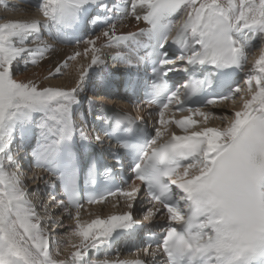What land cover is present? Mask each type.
<instances>
[{
	"label": "snow or ice",
	"instance_id": "snow-or-ice-1",
	"mask_svg": "<svg viewBox=\"0 0 264 264\" xmlns=\"http://www.w3.org/2000/svg\"><path fill=\"white\" fill-rule=\"evenodd\" d=\"M35 7L47 23L0 22V264H264V0H121L119 6L105 0H38ZM90 9L104 14L101 35L109 46L133 41L139 47L138 36L147 37L142 47L148 51L140 58L152 62V91L146 102L157 105L160 127L144 135L133 127L132 117H123L127 123L107 122L105 131L116 135L130 158L129 189L88 200L102 203L119 194L131 209L141 194L147 197L145 219H166L154 236L155 246H144L143 260H109L106 255L118 234L138 226L131 211L80 223L82 191L96 184L99 171L95 161L82 165L74 151L77 135L87 140L74 120L78 89L40 87L15 78L16 65L23 63L26 70L29 61L36 65L50 51L43 35L46 27L100 23L101 16ZM180 12L184 18L174 20ZM129 15L148 28L116 35L118 23ZM99 39L84 43L98 53ZM173 48H179V56ZM257 49L259 60L250 61ZM177 59L182 66H176ZM98 63L102 60L94 55L92 64ZM177 72L186 82L169 87V74ZM236 73L244 74L246 87L233 81ZM127 87L135 93L138 85L129 82ZM237 99L241 108L219 117L228 121L225 128L189 131L198 123L191 117L165 120V111L176 105L177 111L199 114L206 122L208 114L190 102L214 106ZM172 123L184 134L169 132L167 125ZM27 138L34 140L31 155L36 167L58 181L51 187L62 188L64 198L52 199L77 221L70 237L80 242L69 239L65 248L75 251L66 260L55 258L61 254L59 247L55 256L50 251V236L16 159ZM114 156L122 165L121 154ZM111 172L106 170L109 176ZM39 207L48 215L47 205ZM93 250L95 259L88 255Z\"/></svg>",
	"mask_w": 264,
	"mask_h": 264
},
{
	"label": "bare ground",
	"instance_id": "bare-ground-1",
	"mask_svg": "<svg viewBox=\"0 0 264 264\" xmlns=\"http://www.w3.org/2000/svg\"><path fill=\"white\" fill-rule=\"evenodd\" d=\"M7 1H8V4L6 2L2 1L0 3V6H4L5 9H12L11 7H16L15 9H17V8L21 7V6H19L20 4H17L15 2V0H7ZM6 5H8L7 8L5 7ZM19 11L22 12L20 17L12 18V16H8L6 14H0V15H1V17L6 18V20H36V18L32 15V14H34V11L18 10L17 13H19ZM42 21L46 22V19L44 18ZM135 28H136V26H135L133 20H131V21L129 20L126 25H117L116 35L129 33L131 31H134ZM101 33H102V31L97 35L100 37V39L96 41V48H98L99 50H101L103 52L102 48L108 47L109 43L107 42V38L103 37L101 35ZM97 36L95 35L93 37H88L85 41H87L89 38L95 39ZM44 40L47 43L50 51H47L44 55V58L41 59L40 62L36 65H32L29 61L27 68H26V71L21 75L20 74L17 75L16 79L18 81H22L25 83L30 82V81H34L40 87H46V86L50 85L51 87L60 86L59 88L62 90H71L72 88L78 87L80 85V83L84 81V79L90 80V77H89L90 73L92 72L93 67H96L92 64L93 56L94 55H98V56L101 55V57L104 56V54L102 55V53H100V51L98 53H93L91 50V46L84 43V42L81 45H78L74 48H57V47L53 46L51 43H49L46 39H44ZM86 49L88 50L87 52H85ZM105 50L109 54L112 52L113 49L109 47L108 50L107 49H105ZM77 52H79L81 55L76 56L75 54ZM260 55H261V53L256 55L254 62L259 60ZM70 57H75V58L69 59ZM65 63H67L66 67H65ZM251 66L252 65L250 64L249 67H251ZM16 68L24 69V64L21 63V64L17 65ZM56 68H60L59 73H61V74L68 71L70 76L72 75L71 76V82L68 85H66V86L62 85L63 82H62V84H59V85H53V84L51 85V84H47L44 82V80L46 78L51 77L52 75L57 73ZM81 77H82V79H81ZM89 86L90 85H88V87ZM83 88H84L83 85H80L78 90H81ZM78 94H81V93L79 92ZM77 99L79 100L80 98H77ZM97 100L101 101V102H105V101H107V98L99 96L97 98ZM110 103L115 104L116 101L113 100V101H110ZM228 107L229 106H225V105L220 106L219 108H217L216 111H213V112L218 113V112H221L220 111L221 109H228ZM230 107H231L230 109L232 112L235 109L238 110L237 107H235V106H230ZM203 127L219 128V126H216L215 124L210 125V126L209 125L201 126V128H203ZM26 143L31 144L32 143L31 139L27 138L22 147H24ZM115 213H116V210L109 209V207H101V206L93 207V208H90V209L86 210L85 212H83V214H81V216L84 215V217H86V219H83V220L79 219V220H80V223L87 224L96 218H107L109 216L115 215ZM43 218H44V220L46 218V222H42V223L44 225H46L49 222L48 221L49 217L47 215H45V213H44L41 216V219H43ZM76 223H77L76 220H74V219L69 220L66 218L62 221V223L57 225L56 230H53V235L56 238V245H55L56 248L59 247L60 245H63L64 242H68V241H66L67 236L65 235L66 238H63L64 235L62 233H64L68 228H70L71 230L75 229ZM61 225H62V227H60ZM50 228H52V227H50ZM60 231H62V232H60ZM50 233H52V232H50ZM70 238H71L73 243L78 244L80 242L79 237H70ZM50 246H52V244ZM73 250L75 251V249L70 247V250L67 252L66 257L64 256L62 259L65 260V258H67L73 252ZM69 258H70V256H69Z\"/></svg>",
	"mask_w": 264,
	"mask_h": 264
},
{
	"label": "rangeland",
	"instance_id": "rangeland-1",
	"mask_svg": "<svg viewBox=\"0 0 264 264\" xmlns=\"http://www.w3.org/2000/svg\"><path fill=\"white\" fill-rule=\"evenodd\" d=\"M2 1H4V2H6L7 4H8V1L7 0H0V3L2 2ZM8 6V5H7ZM18 7V6H17ZM12 9H5L4 8V6H0V14H6V15H8V16H12V18H14V17H20L21 16V14H22V12L21 11H19V13H17V11L18 10H24V11H26L25 9H23L22 7H19V8H17V9H15L16 7H11ZM25 14V13H24ZM36 19H38V20H40V21H42L41 20V17L40 16H42V14L39 12L38 14L37 13H34V14H32ZM38 15V16H37ZM32 16V17H33ZM33 17V18H34ZM3 20H6V18H3V17H1V15H0V22H2ZM102 50H104L105 52H106V50H105V48L103 47L102 48ZM103 51V52H104ZM260 50H257L256 52H255V55H254V60H255V58H256V55L257 54H260L261 52H259ZM101 50H100V53H103ZM103 55V54H102ZM99 58L101 59L102 57H101V55L99 56ZM99 64V63H98ZM98 64H95L94 66H98ZM95 67H93V69H94ZM26 70H23L22 68H16V77H17V75L18 74H23L24 72H25ZM89 74V73H88ZM67 76V77H66ZM72 76V75H71ZM71 76H70V74H69V72L67 71V72H64L63 74H61V73H56V74H54V75H52L51 77H48V78H46L45 80H44V82L45 83H47V84H53V85H59V84H62V82H63V84L62 85H68L70 82H71ZM15 77V78H16ZM86 77V76H85ZM87 81L88 80H86V79H84V81L83 82H81L80 83V85H83V89H81V90H78V93L80 92L81 94H78L77 93V98H81V97H79V96H81L82 95V93L83 94H85V92L87 91H84L86 88H85V85H86V83H87ZM79 85V86H80ZM50 86V85H49ZM79 86L78 87H76L77 89L79 88ZM87 86V85H86ZM54 87H60V86H54ZM64 89V88H63ZM79 95V96H78ZM105 98V97H104ZM239 100V99H238ZM238 105H239V103L238 102H236V103H234V104H232V105H230V106H235V107H237V109L239 110L240 108H241V106H242V103H240V105H239V108H238ZM76 105H74V107H75ZM228 107V109H221L220 111L221 112H218V113H214V114H216L217 116H222V115H228L229 114V112H232L231 111V107ZM73 107V108H74ZM228 111V112H227ZM204 118L205 117H202V119H201V121L203 120L204 121ZM223 120H221L220 118H218L217 120H214V121H212V122H207V120H206V122L203 124V126H207V125H216V126H219V128H225V127H227L228 126V121H223ZM216 122V123H215ZM219 122V123H218ZM35 204V203H34ZM38 204V202L36 203V205ZM110 209V208H109ZM80 219V218H79ZM83 219H86V217H84V215H82L81 216V220H83ZM59 225V224H58ZM45 226V225H44ZM68 226V225H67ZM60 227H62V225L60 226ZM57 228V227H56ZM60 232H62V231H60ZM66 232V233H65ZM64 233H62L64 236H63V238H66V236H67V239H66V241H69V239H71L70 238V232H71V229L70 228H68L66 231H65ZM66 235V236H65ZM77 241V240H76ZM68 242H64V244L63 245H60L59 246V248H61V249H64L63 250V252H61V253H64V254H66L67 255V252L70 250V247H67V248H65V245L67 244ZM63 247V248H62ZM66 255H61V257L63 258L64 256L66 257ZM61 258V259H62Z\"/></svg>",
	"mask_w": 264,
	"mask_h": 264
}]
</instances>
